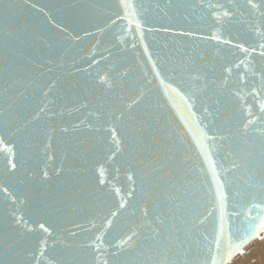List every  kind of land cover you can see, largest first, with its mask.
Instances as JSON below:
<instances>
[{"label": "water", "instance_id": "95a60500", "mask_svg": "<svg viewBox=\"0 0 264 264\" xmlns=\"http://www.w3.org/2000/svg\"><path fill=\"white\" fill-rule=\"evenodd\" d=\"M120 2L0 0V73L14 70L0 79V126L7 123L0 134V264H97V245L100 264H171L175 254L165 258L140 246L151 235L144 212L155 227L156 205L169 198L165 187L178 179L207 192L215 216L205 224L208 231L214 227L213 240L220 231V197L227 196L219 250L213 243L211 253L193 249L180 258L187 264L233 260L228 239L238 241L234 229L246 227L244 213L259 202L260 185L241 169L230 171L229 145L239 135L232 125L243 124L247 107L256 112L259 104L240 76L247 68L250 81L264 66L259 51L246 55L234 45L252 42L260 14L247 0H181L190 6H180L179 15L175 6L169 9L176 17L169 21L160 18L166 0H124L129 7L123 9ZM225 10L230 17L222 16ZM133 13L192 35L145 31L141 39L135 25L121 19ZM217 15L221 19L214 21ZM213 33L232 43L200 38ZM240 60L252 67L235 69ZM13 80L24 87L6 94ZM121 113L124 118L116 119ZM113 123L123 145L110 153ZM248 131L257 142L264 138L258 120ZM161 162L166 166L154 173ZM133 232L134 241L121 244Z\"/></svg>", "mask_w": 264, "mask_h": 264}, {"label": "snow or ice", "instance_id": "6c2138e0", "mask_svg": "<svg viewBox=\"0 0 264 264\" xmlns=\"http://www.w3.org/2000/svg\"><path fill=\"white\" fill-rule=\"evenodd\" d=\"M247 2L252 9L259 12L260 20L251 28V31L254 34L252 42L236 43L234 47L246 55L250 53V50L251 52L259 51V55L264 57V0H247ZM174 6L177 9V15H179L180 6L189 7L190 5H181V0H175L174 5V0H166V5L160 11V18L167 19L169 21L175 20L176 17L169 11V9ZM128 7L129 5L124 2V0H121L120 4H118V8L123 9ZM209 7L215 9L216 5H209ZM220 7L223 8V5ZM117 15H120V13L118 12ZM222 16L228 18L231 16V13L225 10L223 11ZM121 19H126L127 25L129 26L134 24L136 31L140 33L141 39H143L145 31L152 32L163 30L165 32L171 31L174 35H192L191 30L185 31L181 28L177 31V29L170 26L150 25L147 20L137 18L134 13L131 18L124 15L121 16ZM213 19L214 21L220 20L221 16L217 15ZM200 38H210L221 44L232 43L230 40L224 39L222 36L215 33L210 36L202 35ZM242 64L247 65L248 68L252 67L250 60H240L239 63L234 65L235 69L239 70ZM153 67L155 68L156 65H153ZM13 71L14 70L11 69V67L4 70V72L0 73V79L9 78ZM227 72L231 75L233 68L229 67ZM157 75H159V72H157ZM240 80L250 88V95L254 101L259 100V104L257 105L256 112L252 111L251 106L247 107V116L245 117L243 124L234 123L232 125V128L235 129V131H238L239 135L236 140L229 145V155L233 158V165L230 171L241 169L250 181L258 180L260 185V199L258 203H253L251 208L244 213L246 227L241 228L240 226H237L234 229V232L238 237V241L233 240L232 237H229L228 239V246L230 248L229 256L232 259L235 257L237 249H242L243 246L252 239H258L260 231L264 230V138L257 142L256 137L248 131V126L255 124L256 120L259 121L260 125H264V66L253 70L252 79L250 81L248 80V71L246 68L244 74L240 76ZM13 87L21 89L24 85L19 80H13L12 84L8 88L4 89L5 93L7 94L11 92ZM19 94L23 97V92H20ZM10 99L11 96H7L6 102ZM219 105L220 101L218 100L216 107L217 114L220 110ZM189 106L195 107L194 99L190 98ZM127 107L130 109L132 105H127ZM203 111L204 113L211 115V113H209V109L205 108ZM124 116L125 113H121L120 117H117L116 119H123ZM204 127L208 128V124L205 123ZM6 128L7 123L5 122L2 126H0V134H2L3 130ZM145 130L146 129L143 127L140 129L141 133ZM109 134L113 141V147L110 149V153L116 152L117 149L122 150L123 141L116 139L115 123H113L112 130H110ZM208 138L215 140L216 136L211 135ZM220 138L224 139L225 137L221 136ZM244 145H247V147ZM14 159L15 154L13 155V159L8 161L12 170H15L16 168ZM165 166V162H161V166L159 168H153V172L159 174ZM46 176L47 174L45 173V177ZM128 179L130 181L133 180V176L130 175ZM217 179H221L218 174ZM141 180L143 183V178H141ZM226 184L227 180H222L220 186L223 188ZM4 191L8 192V189L6 188ZM165 192L169 193V198L156 205V209L158 211L155 214V227L152 222L147 219L149 215L148 212H144L147 229L151 235L144 236V244L140 247H147L150 251H155L158 256H164L165 258H168L170 253L175 254L177 258L171 261V264H187L186 261L180 258L179 254L181 251L191 253L193 249H195L197 253L202 251L211 253V245L213 243H215L217 250H219L222 243V237L224 236L226 229V213L224 212V208L226 206L225 201L227 200V196L225 195L220 197V231L216 234L215 240H213L211 237L213 235L214 227L213 231H208L205 224L206 220L215 216L214 211L208 210V202L206 200L207 192L203 188H195L190 181L185 183L183 179H178L175 183L165 187ZM143 194L146 195L147 193L145 192ZM249 194L253 196L255 195L254 193ZM9 195H11V193H9ZM237 206L238 205H233L234 215L237 214L235 212V208ZM120 207H124V204H121ZM164 209H168V211H164ZM201 209L204 211L203 215ZM253 209L257 210L255 215L252 214ZM40 228H42L46 233L49 232V229L46 228L44 224H40ZM201 229L204 230L201 231ZM137 235L138 233L133 232L127 237V240L122 241L121 244L134 241ZM88 247L92 248L93 246L88 245ZM116 250L117 252L123 251L121 245H116ZM100 251V247L98 245L95 246L93 258L97 261V264H100V262L96 253H99ZM240 254L243 255V252L241 251ZM73 264H78V262L74 261ZM103 264H110V261L105 259Z\"/></svg>", "mask_w": 264, "mask_h": 264}, {"label": "clouds", "instance_id": "9594fccd", "mask_svg": "<svg viewBox=\"0 0 264 264\" xmlns=\"http://www.w3.org/2000/svg\"><path fill=\"white\" fill-rule=\"evenodd\" d=\"M255 243L249 246V250L245 255L236 256L231 261V264H264V259L261 258V247L264 246V242H259L258 247H255ZM255 253V254H254Z\"/></svg>", "mask_w": 264, "mask_h": 264}, {"label": "bare ground", "instance_id": "6f19581e", "mask_svg": "<svg viewBox=\"0 0 264 264\" xmlns=\"http://www.w3.org/2000/svg\"><path fill=\"white\" fill-rule=\"evenodd\" d=\"M254 242H256V243H255V247H258L259 242H264V234H263V236H262L261 239L255 240ZM254 242H253L252 244H250L249 246L254 245ZM249 246L245 248V253H244L243 255H245L246 252L249 250ZM260 253H261V258L264 259V246L261 247ZM254 254H255V253H254ZM237 256H241V254H239V255H237ZM229 264H231V263H229Z\"/></svg>", "mask_w": 264, "mask_h": 264}]
</instances>
